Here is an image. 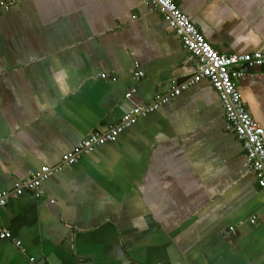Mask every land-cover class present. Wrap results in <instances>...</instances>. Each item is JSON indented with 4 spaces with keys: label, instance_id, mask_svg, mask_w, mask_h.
Segmentation results:
<instances>
[{
    "label": "crops",
    "instance_id": "crops-1",
    "mask_svg": "<svg viewBox=\"0 0 264 264\" xmlns=\"http://www.w3.org/2000/svg\"><path fill=\"white\" fill-rule=\"evenodd\" d=\"M174 1L217 51L264 49V0ZM197 70L146 0L13 3L0 15V190ZM235 84L264 127V66ZM41 189L0 209V264H264V190L208 79Z\"/></svg>",
    "mask_w": 264,
    "mask_h": 264
},
{
    "label": "built area",
    "instance_id": "built-area-1",
    "mask_svg": "<svg viewBox=\"0 0 264 264\" xmlns=\"http://www.w3.org/2000/svg\"><path fill=\"white\" fill-rule=\"evenodd\" d=\"M19 0L0 1V15L9 11L11 5ZM153 3L162 14L165 21L182 40L184 47L198 62L197 72L182 83L173 81V87L167 95H158L151 103L134 105L124 117L105 130H95L78 146L62 156L61 163L56 166H44L41 170L31 173L24 180L18 181L14 190H0V209L4 207L13 195H21L25 191L33 192L39 197L43 193L42 182L63 167L77 164L84 154H89L97 147L108 142H115L119 135L128 127L134 125L140 117H145L152 111L169 102L171 97L178 96L184 90L203 79H208L219 94L225 112L227 129L233 131L242 142L245 156L250 168L255 173L259 186L264 190V127L257 123L246 108L241 93L236 86V80L244 75L246 68L264 66V49L245 54H225L217 51L207 41L198 27L184 14L174 0H146ZM135 75L143 76L139 65H136ZM104 79L109 78L101 73ZM116 80V77H112ZM134 90L126 93L130 100ZM254 222V220H253ZM2 238H10L11 233L5 231ZM34 262L35 259L31 258Z\"/></svg>",
    "mask_w": 264,
    "mask_h": 264
}]
</instances>
